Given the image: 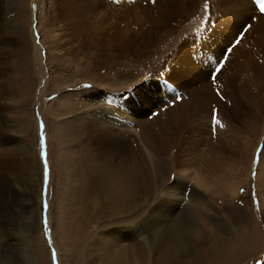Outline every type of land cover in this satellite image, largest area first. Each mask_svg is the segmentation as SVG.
Masks as SVG:
<instances>
[{
    "label": "rangeland",
    "instance_id": "1",
    "mask_svg": "<svg viewBox=\"0 0 264 264\" xmlns=\"http://www.w3.org/2000/svg\"><path fill=\"white\" fill-rule=\"evenodd\" d=\"M31 1L0 0L9 51L0 150L18 166L0 170V263L264 264V13L251 0H207V10L206 0ZM41 31L49 49L38 59L30 37L41 43ZM115 105L134 134H102L97 120ZM213 108L223 127L213 125ZM146 129L155 137L143 149ZM125 140L132 149L117 154ZM146 150L154 171L145 190ZM92 160L110 181L131 175L130 195L117 194L113 206L102 177L79 201ZM193 189L204 211L188 205ZM168 190L183 199H162ZM85 205L90 219L77 234Z\"/></svg>",
    "mask_w": 264,
    "mask_h": 264
},
{
    "label": "bare ground",
    "instance_id": "2",
    "mask_svg": "<svg viewBox=\"0 0 264 264\" xmlns=\"http://www.w3.org/2000/svg\"><path fill=\"white\" fill-rule=\"evenodd\" d=\"M32 1H35L36 2V0H32ZM31 1V2H32ZM68 1V0H67ZM94 1V0H93ZM98 1V0H97ZM100 1V0H99ZM182 0H180V2H181ZM211 1V0H210ZM213 1V3H216V5H217V3H219L218 5H221L220 3H221V0H212ZM102 2V1H101ZM180 2H175V3H180ZM192 2V1H191ZM191 2H189L188 0H183V2H182V4H190ZM236 3V2H235ZM1 4V3H0ZM154 5H155V3H154ZM174 5H176V4H174V3H171V6H174ZM214 5V4H213ZM97 7H99V2L97 3V5H96ZM238 6V5H237ZM0 8H1V6H0ZM166 8H168V5H166ZM163 9V8H162ZM160 10V9H159ZM179 10H178V8H175V10H174V13H176L177 15L179 14V12H178ZM40 12V11H39ZM153 13V12H152ZM167 14V13H166ZM170 14V13H169ZM168 14V15H169ZM102 17V16H101ZM40 18V17H39ZM40 23V22H39ZM0 36H2V32H1V30H0ZM33 33V34H32ZM31 33V40H32V42L34 43L33 44V49H34V52H35V57H37L38 59H41V57H40V51L42 52V47H45V49H46V45H44V42L46 43V41H47V37H44V32L43 31H41V35H43L42 36V40H41V43H39V44H36V32H32ZM49 35H51V34H49ZM55 36V35H54ZM53 36H51V38H52ZM115 37V36H114ZM112 39V38H111ZM110 41H112V40H110ZM2 43L3 42H1L0 41V76H2V75H4L5 74V72H6V69H7V66H8V63H9V60H8V44L7 45H2ZM9 43V42H8ZM183 45H185V43H183ZM129 46H131V45H129ZM24 47H25V45H24ZM117 48H119V47H117ZM20 49H22V48H20ZM47 49H49L48 47H47ZM46 49V50H47ZM24 50H25V48H24ZM23 50V51H24ZM24 53V52H23ZM33 53V52H32ZM42 55V54H41ZM9 57H11L12 58V56H9ZM21 63V62H20ZM10 69V68H9ZM199 75V74H198ZM4 77V76H3ZM11 81H13V80H11ZM2 83V82H1ZM197 94H199V93H197ZM63 104H64V106L62 107V110H65L66 108H68L67 107V104L68 103H66V102H63ZM203 104V103H202ZM210 105V104H209ZM198 106L199 107H202L201 106V102L198 104ZM206 106V105H205ZM211 107V106H210ZM195 108H196V101H195ZM115 109L116 110H114V111H112V112H110V114H109V116L107 115L106 117H100V118H98V116H97V118H98V120L97 121H99V124H98V126H99V128L101 129L102 128V134L104 135V136H106V137H108V136H111L112 135V133H116L114 136H121V137H124L127 133H129L130 132V134H134V123L133 122H131L128 118H125L124 116H123V112L122 111H119L118 110V108H117V106L115 105ZM113 110V109H112ZM2 114V113H1ZM3 117V116H2ZM4 118V117H3ZM93 119H95V117H93ZM97 121H96V123L95 124H97ZM154 122V121H153ZM161 124L163 123L162 121L160 122ZM145 125H147L148 126V124H146L145 123ZM0 129H2V124L0 123ZM151 129V128H150ZM150 129H146V131H145V136H146V139H144V137H143V139H141L140 140V144L142 145V147H143V149H144V147H145V149H146V147L147 148H150V145H149V143L147 142V139H152V138H154L153 137V131L152 130H150ZM0 134H1V131H0ZM101 134V135H102ZM136 135V134H135ZM129 140V139H128ZM128 140H125L124 141V143L122 144L123 146L122 147H120V146H118V145H116V150H117V154L119 153V151L120 150H122V154H124V152L125 151H128V150H130V149H132V143H130ZM139 140V139H138ZM154 140V139H153ZM260 140V139H259ZM258 140V141H259ZM0 141H2V140H0ZM155 141V140H154ZM257 141V142H258ZM107 142H108V140H107ZM4 143V142H3ZM114 144V143H113ZM149 145V146H148ZM111 147V146H110ZM0 148H2L1 146H0ZM101 149H105V150H108L109 149V145L107 144V145H105L104 147H101ZM1 150H3V149H1ZM1 150H0V170H1V172H2V175H4L3 173H5V171H3L2 169H6V170H18V166H15V165H17V164H14V162L12 161V159H10L9 157V159L10 160H6V159H4V156L5 155H1ZM5 150V149H4ZM147 151V150H146ZM105 153H107L108 155L109 154H111V152H107V151H104ZM146 153V152H145ZM4 154H6V152L4 153ZM10 154V153H9ZM116 154V155H117ZM120 154V153H119ZM149 154H151V152H148L147 151V156H146V167H147V171H148V175H147V177H148V179H147V181L146 180H143V183H142V185L144 186V188H145V190L146 189H148V180L149 181H151L152 180V175H151V173L154 171V163L153 162H151V159H150V155ZM10 157H11V155H9ZM7 158V157H6ZM14 159H16V158H14ZM91 162V164H89ZM89 163H86L85 165H83L87 170L85 171L86 172V176H85V184H84V195H81L82 197L80 198L81 200H79V201H81L82 202V200H83V198L85 197V199H88L89 198V191H88V189H89V187H92V185H91V181H93L95 184H96V182H97V180H98V178H102V177H105L106 179H107V183H106V186L104 187V189H103V187L101 186L100 187V189L99 188H97V189H99L100 191H102V190H104V193H106V194H108V192H109V194H108V201H109V203L110 204H112L113 206H115V201H117V194L118 195H120L122 198H127L129 195H130V187H131V175H125V179L123 178V175L121 174V170H120V174H121V178H114V177H111L110 179H111V181L109 180V178H108V175H107V171L105 170V169H103V168H105V167H102V166H98L97 164H95V162L92 160V161H90ZM16 163V162H15ZM95 165H97L99 168H98V170H96V169H94V167L93 166H95ZM18 164H20V162L18 163ZM23 165H25V163L23 164ZM257 166L259 167V169H260V163H258L257 164ZM24 168H25V166H24ZM23 168V169H24ZM106 171V172H105ZM119 171V170H118ZM152 171V172H151ZM31 174V173H30ZM124 174V173H123ZM117 175V174H116ZM0 177H1V175H0ZM263 176H261V178H262ZM94 178V179H93ZM155 179V177H154V175H153V180ZM7 180V179H6ZM25 180H27V179H25ZM30 180H27V182H29ZM262 181V180H261ZM34 182L36 183V181L34 180ZM199 182H202L201 180H200V178L198 179V183ZM256 186H257V183H256ZM88 187V188H87ZM94 188V187H93ZM174 189H175V187H173ZM177 190V189H176ZM134 192V191H133ZM193 193H192V195H191V198H189V199H186L187 200V203H188V205H190L191 207H193V209L195 210L196 208L198 209V210H203L204 211V209H206L207 207H206V202L201 198L203 195H200V193L198 192V190H196V189H193V191H192ZM24 193V192H23ZM144 193V192H143ZM26 194V196H27V192L25 193ZM112 195H113V197H112ZM146 195H149L148 193L146 194ZM264 197V196H263ZM135 198V197H134ZM138 198H139V196H138ZM163 198H167V199H169V201H172V203L174 202V203H178L179 201H181L182 199H183V197L181 196V193L178 191H174V190H168V191H165V192H163V194H162V199ZM140 199V198H139ZM166 199V200H167ZM162 201V200H161ZM39 202H40V198H39ZM80 202V203H81ZM86 202V201H85ZM84 202V203H85ZM261 202V201H260ZM93 203H95L96 205H97V201L95 200V201H93ZM87 205V204H86ZM86 205L84 206V207H81V213H80V215H79V220L77 221V223H76V225L73 227L74 228V230L75 229H79V228H81V226H82V223H85L86 222V220H89L90 219V217H89V215L87 214V212H86ZM261 205H262V203H261ZM91 206V205H90ZM263 208H264V206H263ZM90 213V212H89ZM93 213V212H92ZM245 214L247 215L248 214V210L247 209H245ZM93 216V215H92ZM228 216V215H227ZM149 217H152V216H149V215H147L146 217H145V221L147 220V219H149ZM212 217V216H211ZM74 218V217H73ZM230 222H231V219L229 220ZM152 222V221H151ZM201 224V223H200ZM230 224V223H229ZM230 226V225H229ZM141 226L140 225H138V224H136V226H135V229H139ZM236 229L235 230H239V232H243V230H245V229H241L240 227L239 228H237L236 226H234ZM81 230L82 229H80V230H78L77 231V234L79 233V232H81ZM180 232V231H179ZM208 232V231H207ZM27 233H28V235L30 236V238H32L33 236H32V234H31V231L30 230H27ZM143 235V234H142ZM236 235L239 237V238H242V237H245L243 234H239V233H237V231H236ZM0 236H1V230H0ZM67 236V235H66ZM66 236H65V238H66ZM68 238V237H67ZM243 239H245V238H243ZM251 241L253 242L254 241V239H251ZM223 245V244H222ZM242 246V245H241ZM217 247H218V245L216 244V246H212L211 248H210V250H213V249H215L216 250V252H218L219 251V249L221 250V248L219 247V249H217ZM236 248H237V246H236ZM240 248V247H239ZM123 249V248H122ZM225 249V248H224ZM122 252V251H121ZM215 252V253H216ZM210 254V253H209ZM209 254L208 253H205V255L204 254H202L201 256V259L202 260H204V261H207V258H208V256H209ZM225 255V252H222V253H218V254H216L215 255V257H223ZM61 260V259H60ZM215 261H217L218 262V258H215ZM1 262V261H0ZM1 264V263H0Z\"/></svg>",
    "mask_w": 264,
    "mask_h": 264
},
{
    "label": "snow or ice",
    "instance_id": "3",
    "mask_svg": "<svg viewBox=\"0 0 264 264\" xmlns=\"http://www.w3.org/2000/svg\"><path fill=\"white\" fill-rule=\"evenodd\" d=\"M151 2L152 3H155V0H151ZM208 7H209V5H208L207 0H206V2L204 4V9L207 10ZM260 11L262 13H264V0H261V2H260ZM33 27H35V25ZM237 43H239V40H237ZM227 51L228 52H231V48H229ZM218 65L219 66L211 74L212 80H213V83L214 84H215V79H216L215 74L220 71V67L223 66V61H219L218 62ZM212 123H213V125H220L221 127H223V125L220 124V121L216 118V110H215V108H213ZM40 127H41V135H40V140H39V144H40V155H41V157H44V155H45V152H44L45 140H44V135H43L44 125L41 124ZM47 176H48V165H47V161L45 160V164H44V179H45V183L47 182ZM44 207L47 208V204L46 203L44 204ZM45 225H46V221H45ZM49 244L51 245V241H49ZM55 258H56V253H55V250H53L52 251V259L55 260Z\"/></svg>",
    "mask_w": 264,
    "mask_h": 264
},
{
    "label": "water",
    "instance_id": "4",
    "mask_svg": "<svg viewBox=\"0 0 264 264\" xmlns=\"http://www.w3.org/2000/svg\"><path fill=\"white\" fill-rule=\"evenodd\" d=\"M44 152H45V149H44ZM46 184H47V182L45 183V179H43L42 194H43V201H44V203H45V200H46V196H45Z\"/></svg>",
    "mask_w": 264,
    "mask_h": 264
}]
</instances>
